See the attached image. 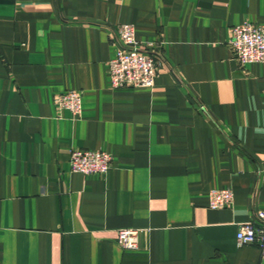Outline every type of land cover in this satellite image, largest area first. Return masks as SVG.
I'll list each match as a JSON object with an SVG mask.
<instances>
[{
  "label": "crops",
  "instance_id": "1",
  "mask_svg": "<svg viewBox=\"0 0 264 264\" xmlns=\"http://www.w3.org/2000/svg\"><path fill=\"white\" fill-rule=\"evenodd\" d=\"M245 21L264 0H0V264H264L237 243L264 212V64L228 44ZM120 24L163 42L152 87H112ZM69 90L79 117L55 104ZM76 149L111 169L72 172Z\"/></svg>",
  "mask_w": 264,
  "mask_h": 264
},
{
  "label": "built area",
  "instance_id": "2",
  "mask_svg": "<svg viewBox=\"0 0 264 264\" xmlns=\"http://www.w3.org/2000/svg\"><path fill=\"white\" fill-rule=\"evenodd\" d=\"M118 38L114 40L116 52L110 61L111 85L113 88L152 87L159 67L165 63L163 42L141 41L132 24L117 26ZM233 58L243 68L251 63L264 64V26L245 21L230 28L228 42ZM60 109L69 110L73 117L83 112V93L69 90L55 97ZM112 155L104 150L76 149L70 151L72 172L82 174H107L112 166ZM234 192L230 187L215 189L209 195L212 209L230 208ZM143 230L124 228L118 231V242L123 248L135 249ZM239 247L258 244L264 253V212L254 220L239 224L237 232Z\"/></svg>",
  "mask_w": 264,
  "mask_h": 264
}]
</instances>
